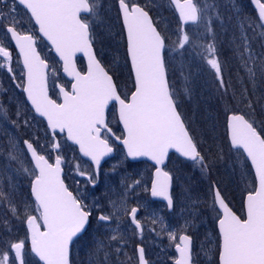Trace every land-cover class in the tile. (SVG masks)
Instances as JSON below:
<instances>
[{
	"label": "snow or ice",
	"instance_id": "snow-or-ice-1",
	"mask_svg": "<svg viewBox=\"0 0 264 264\" xmlns=\"http://www.w3.org/2000/svg\"><path fill=\"white\" fill-rule=\"evenodd\" d=\"M169 3L179 14L175 53L183 55L190 44L202 49L201 60L213 71L226 95L215 44L196 45L185 27L189 23L202 24L206 33L212 34L213 21L208 13L216 6H200L194 0ZM250 4L255 16L241 21L235 51L255 85L258 73L264 78V43H260V52L255 51L253 43L264 41V0H250ZM111 8L121 25L125 64L130 65L128 92L121 91L96 47L102 43L100 29L111 27ZM216 16L219 19V11ZM168 39L150 15L149 5L141 0H113L109 8L104 0H0V71L25 97V110L17 108L11 126L32 127L39 119L45 139L43 145L38 137L23 139L19 141V151L14 137L7 145H0L8 154L9 165L16 164V172L29 178L26 194H17L19 186L13 183L16 172L11 166L7 171L13 172L12 177L0 183V264H74L72 250L93 223L107 234L122 210L133 231L143 233L144 225L137 218L139 207L121 209L116 201H110L109 211L101 207L99 200L89 204L85 193L70 189L64 173L68 151L77 161L74 167L78 175L92 189L100 182L102 162L119 146L126 160L146 158L154 169L150 188L140 180L124 184V188L135 193L136 187L142 186L151 197L165 201L170 211L176 206L174 174L166 169L173 156L210 177L214 161L202 149L190 121L180 111L169 83L165 60ZM38 40L44 41V47L54 54L52 63L42 54ZM78 53L87 58L85 68H77ZM56 64L71 77L70 88L59 82L61 68ZM247 104L252 109L251 102ZM117 105L115 119L122 127L114 131L108 114ZM28 113L31 120L26 118ZM0 119H9L2 106ZM226 140L229 149L245 160L250 171L254 170L255 182L244 200V218L232 210L217 184L209 185L211 211L218 228L219 264H264V128L258 130L254 120L233 111L227 117ZM85 158L88 167L82 169L79 162ZM191 209L189 215L199 219V204L193 202ZM17 225L22 227V237ZM111 233L107 247L115 242L119 254L125 247L124 238L116 234L117 229H111ZM167 235L177 253L174 264H196L192 234L181 228L169 230ZM95 243L97 250L105 246L103 240ZM136 252L137 264H147L144 248L138 246Z\"/></svg>",
	"mask_w": 264,
	"mask_h": 264
},
{
	"label": "rangeland",
	"instance_id": "rangeland-1",
	"mask_svg": "<svg viewBox=\"0 0 264 264\" xmlns=\"http://www.w3.org/2000/svg\"><path fill=\"white\" fill-rule=\"evenodd\" d=\"M194 2L200 6L205 4L216 6L208 13L213 21L212 34H207L202 24L186 27V31L196 45L215 44L218 55L223 60L221 64L227 87L226 95L220 88L213 71L206 62L201 60L202 49L190 44L186 46L187 51L183 55L175 53L177 39L175 33L179 25L173 19L174 15L168 14V10L170 11L169 2L164 4L166 9H163V14L159 13L156 21L162 33L169 37L166 41V45L169 47L168 60L173 71V82L181 111L190 121L194 134L201 141L202 149L214 161L210 177L201 175L198 169H194L190 164H183L182 160L173 156L166 170H171L174 174L172 188L176 206L170 213H167L163 204L150 200L148 192H145L142 186L136 187L135 193L127 192L124 188V184L131 185L135 180L146 182L149 187L153 168L147 162L130 163L125 159L121 148H117L114 157L102 165L100 182L96 189H92L85 179L78 175L77 169L74 167L77 161L73 159V153L68 151V162L64 166V172L65 183L70 186V189H79L81 193H85L89 204L99 200L101 207H106L109 211L112 210L110 201H116L117 207L121 209H131L133 205H138L140 208L137 214L138 219L144 225L142 234L134 232L133 226L123 210L116 216V222L110 226L107 234L104 228H99L94 222L88 234L74 247L73 256L76 264H136V245L144 248L148 264H172L176 255L167 233L169 230L181 228L186 229L196 239L193 246L194 258H197L195 251L198 246V252H201L205 260L209 261L218 248V242L214 237V233H216L215 213L211 211L210 183L217 184L229 206L238 210L241 209L240 196H244L254 186L252 173L246 166L245 160L235 151L229 149L228 143L224 139L226 129L221 128L220 125L222 116L226 121V116L229 114L227 110L231 109L237 113L241 112L249 120H254L256 127L262 126L264 118L258 119L256 113L264 116V82L260 85L256 78L255 85H253L244 70L248 83L240 81L242 79L240 71L235 72L233 69V66L241 67L238 54L229 55L226 50H221L222 43L218 41V38L228 33L234 42L233 45L237 46L239 44L237 38L241 33V21L251 20L255 13L248 0H194ZM217 11L220 13L219 19L216 16ZM25 24H27V18H25ZM100 39L102 43L97 49L98 54L111 68L114 77L120 84L121 91L128 92L131 87L130 72L128 65L125 64L122 35L115 34L113 41H110L111 37L108 34L102 35ZM257 42L264 43L259 40ZM44 44L43 41H40L38 47L52 63L54 56L48 52ZM224 55L238 57L236 58L238 61L233 63V61L223 58ZM13 59L15 61V55ZM78 64L79 69L84 68L81 60ZM55 67L60 68V65L56 64ZM59 82L68 86L61 73ZM248 101L251 102L252 109L248 107ZM0 106L9 117V119H0V145H7L10 137L17 139L18 151L22 147L19 141L23 139L38 137L40 144H45L44 125L39 122V119L33 122L32 127L13 128L11 126V119L15 118L14 113L17 108H20L22 112L25 110V101L20 90L14 87L2 71H0ZM26 118L31 120V113H28ZM109 120L113 130L116 131L118 128L115 126L114 112L109 113ZM117 134H119L118 131ZM40 151L43 152V149ZM221 153L222 158L217 159ZM79 163L82 169H87V161L82 160ZM9 166L12 167L13 172H16L17 165H9L8 154L4 148L0 147V183L12 177L13 172L7 171ZM25 167L29 166L25 164ZM183 170H188L189 176L184 175ZM13 183L19 186L18 195L27 193L29 184L27 174L16 172ZM197 186L198 193L190 195L189 190H196ZM126 192L127 194L123 195ZM193 202L199 204V219L189 215ZM154 219L156 220L155 224L152 223ZM211 222L212 224H210ZM111 229H117L116 234L124 238L122 243L125 244V247L119 254L116 253L115 242H112V247H107L112 234ZM17 230L22 237V227L17 225ZM215 235L217 237V233ZM100 240L104 241L105 246L97 250L98 245L95 242ZM85 242L86 246L83 244ZM105 256H107V260H105ZM28 258L32 259L30 255Z\"/></svg>",
	"mask_w": 264,
	"mask_h": 264
},
{
	"label": "flooded vegetation",
	"instance_id": "flooded-vegetation-1",
	"mask_svg": "<svg viewBox=\"0 0 264 264\" xmlns=\"http://www.w3.org/2000/svg\"><path fill=\"white\" fill-rule=\"evenodd\" d=\"M168 2H169V0H141V3H146V4L149 5V7H150V15H152L154 21H156V18L159 15V13L163 14V12H164L163 9H166L164 4L168 3ZM104 3H105V7L109 8V6L113 4V0H104ZM168 14L174 15L173 19L177 22L176 16L174 14V10H173L171 5H170V11L168 10ZM109 17L111 18L110 19L111 27L101 28L100 31L105 36L108 34V36L111 37L110 41H113V40H115L114 39V35L115 34H117V35L121 34L122 35V33H121V25H120L119 22H117L115 20V9L114 8H111V10L109 11ZM122 41H123L124 48H125V42H124L123 39H122ZM99 44L100 43H98L97 46H96L97 49L100 48ZM112 110L113 111H111V113L114 112V109H112ZM115 122H116V124H118L116 119H115ZM116 124H115V126L117 128H120L119 125L117 126ZM133 207H138V205H133L132 208ZM137 218H138V215H137ZM210 224H212V222ZM214 224H215V229H216V221H214ZM137 233L140 234L139 232H137ZM213 233H214V229H213ZM216 233H217V237L215 235ZM216 233H214V237H215L216 241L219 243L217 229H216ZM195 241H196V239L193 237V246L195 245ZM193 253H194V250H193ZM195 253L197 255V258H194L195 261H196V264H204V263H206V264H218V248H216L214 255L210 258L209 261H207V259L205 260L204 255L201 252H198V246L196 248Z\"/></svg>",
	"mask_w": 264,
	"mask_h": 264
},
{
	"label": "trees",
	"instance_id": "trees-1",
	"mask_svg": "<svg viewBox=\"0 0 264 264\" xmlns=\"http://www.w3.org/2000/svg\"><path fill=\"white\" fill-rule=\"evenodd\" d=\"M253 12H254V11H253ZM254 13H255V12H254ZM179 27H180V26H179ZM227 32H228V31H227ZM218 41L222 43V49H221V50H223V51L226 50V51L228 52L229 55H235V54H236V51H235L236 46L233 45L234 42H232V39H230L228 33H226V34L223 35V36H220V37L218 38ZM230 42H231V43H230ZM253 43H254V45H255V51H257V52L262 51V49L260 48V43L257 42V40L254 41ZM166 47H167V49H169V47H168L167 45H166ZM219 58H220V57H219ZM223 58H225V59H229V60L233 61V63H234L235 61H238V60L236 59V58H238V57H232V56H228V55L226 56V55H224ZM165 60H166V64H167V67H168V79H169V83H170V85L172 86V89H173V91H174L175 94H176V90H175V86H174V82H173V75H172V74H173V71H172V69H171V67H170V62H169V60H168V52H167V55H166V57H165ZM220 61H223V60L220 58ZM233 69H234L235 72L240 71V74L242 75V79H241L240 81H244L245 84L248 83V81L246 80V76H245V73H244L242 67H240V66H233ZM241 70H242V71H241ZM114 78H115V77H114ZM257 79L259 80V84L262 85L263 82H264V78H261L260 75H259V73L257 74ZM119 85H120V84H119ZM247 88H248V85H247ZM176 99H177V95H176ZM180 111H181V106H180ZM227 111H229V113H230V112H232L233 110L228 109ZM181 112H182V111H181ZM240 113H241V112H240ZM182 114H183V113H182ZM256 114H257V118H258V119L262 120V119L264 118V116L261 115V114H259L258 112H257ZM220 117H221V115H220ZM220 127L223 128V129H225V119H224L223 116H222V121H221V125H220ZM261 128H264V124H263L262 126H258V127H257L258 130L261 129ZM224 139H225V142H226V141H227V140H226V135H224ZM174 157H175V156H174ZM181 162H182L183 164H185V165H189V163L186 162V161H181ZM195 173H196V172H195ZM183 174L186 175V176H189V171H188V170H183ZM188 178H189V177H188ZM197 182H199V181H197ZM211 182H213V181L211 180ZM187 183H188V182H187ZM186 185H187V184H186ZM195 193H198V186H197V189H196V190H195V189H190V190H189V194H190V195L195 194ZM242 197H243V195L240 196V206H241V209L238 210V209H235L234 207L232 208L233 211L236 212L237 215L241 216V218H242V213H243V210H242ZM184 201H185V200H184ZM197 202H200V200H197ZM231 206H232V205H231ZM209 220H211V218H210ZM206 221H207V220H206ZM84 236H85V235H84ZM84 236H83V237H84ZM83 237H82L81 239H83ZM81 239H80L77 243H79V242L81 241ZM77 243H76V244H77ZM76 244H75V246H76ZM83 244H84V246L87 245L86 242L83 243ZM75 246H74V247H75ZM76 249H77V248H76ZM73 252H74V248H73V250H72V258H73L74 264H76L75 259H74V256H73Z\"/></svg>",
	"mask_w": 264,
	"mask_h": 264
},
{
	"label": "water",
	"instance_id": "water-1",
	"mask_svg": "<svg viewBox=\"0 0 264 264\" xmlns=\"http://www.w3.org/2000/svg\"><path fill=\"white\" fill-rule=\"evenodd\" d=\"M252 7H253V9H254V6L253 5H251ZM173 7V6H172ZM173 9H174V7H173ZM174 11H175V9H174ZM175 14H176V16H177V18H178V21H179V14H178V12H176L175 11ZM188 25H195V24H192V23H189ZM13 47H14V45H13ZM126 51V50H125ZM54 55V54H53ZM78 58H80L82 61H83V63H84V68L86 67V64H87V58L86 57H83V55L82 54H77V57H76V60L78 59ZM77 64V63H76ZM61 67V66H60ZM77 68H78V66H77ZM79 69V68H78ZM129 70H130V65H129ZM61 74H62V76L64 77V79L66 80V81H68V82H70V80H71V77H68L65 73H63V71H62V67H61ZM69 88H70V83H69ZM24 99H25V97H24ZM29 107H30V105H29ZM231 113H229L227 116H226V136H227V117L230 115ZM118 115V105L116 106V116ZM120 127H122L121 125H120ZM122 147V146H121ZM114 156V152L109 156V157H106L105 158V161L106 160H109L110 158H112ZM85 161H87V158H85L84 159ZM129 161V160H128ZM88 162V161H87ZM129 162H131V163H136V162H147L148 164H150L151 165V162H149V161H147V159L146 158H141V159H139V160H137V161H129ZM89 163V162H88ZM102 164H103V162H102ZM153 171H154V169H153ZM153 171H152V173H153ZM252 172V175H253V178H254V182H255V174H254V170L253 171H251ZM150 186H151V182H150ZM150 188V187H149ZM149 197H150V199L152 200V201H155V202H160V203H163L165 206H166V202L165 201H163L162 199H160V198H153V197H151V195H150V193H149ZM245 197H246V194H245V196H244V198H243V205H244V200H245ZM166 210H167V212H171L167 207H166ZM245 217V210H244V207H243V218ZM216 227H217V225H216ZM217 232H218V228H217ZM139 246V245H138ZM138 246H136V248H135V250L137 249V247ZM139 247H141V246H139ZM174 251H175V248H174ZM176 253V252H175ZM137 252H136V259H137ZM145 255V254H144ZM176 256H177V253H176ZM145 259H146V257H145ZM147 261V260H146ZM137 264V263H136ZM148 264V263H147ZM173 264H174V262H173ZM218 264H219V256H218Z\"/></svg>",
	"mask_w": 264,
	"mask_h": 264
}]
</instances>
